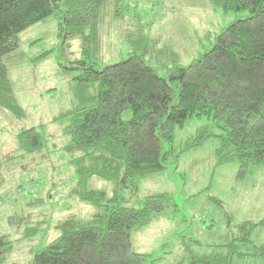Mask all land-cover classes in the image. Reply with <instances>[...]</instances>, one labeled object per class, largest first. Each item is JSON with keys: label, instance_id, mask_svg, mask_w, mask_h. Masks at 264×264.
<instances>
[{"label": "trees", "instance_id": "trees-1", "mask_svg": "<svg viewBox=\"0 0 264 264\" xmlns=\"http://www.w3.org/2000/svg\"><path fill=\"white\" fill-rule=\"evenodd\" d=\"M104 2L0 0V107L15 116L24 113L4 57L19 48V34L55 17L63 50L76 38L83 42V58L72 62V68L81 71L76 77L78 106L55 119L68 124L63 133L69 137L65 149L77 176L74 194L101 211L85 221L75 215L62 221L57 226L61 235L35 255L33 264H154V255L134 250L132 233L149 226L167 208L178 211V205L171 195L160 193L148 197L141 208L127 207L121 191L136 194L137 178L176 165L181 154L213 139L219 142L217 165L237 162L239 179L250 168L264 166V0H211L224 13L241 15L189 64L182 65L172 53L166 74L149 61L154 42L140 31L129 34L133 51L128 58L104 67L92 61ZM115 5L119 16L122 0ZM127 111L130 118L124 117ZM195 118L208 123L177 150V129ZM17 139L20 157L46 146L36 127L19 132ZM95 177L115 182L110 198L89 189ZM259 225L264 226V219ZM242 240L249 248L251 232ZM1 246L0 254L12 248L5 240ZM185 251L176 264H234L238 246L228 248L227 254L193 253L189 247ZM249 255L264 264V246L252 245Z\"/></svg>", "mask_w": 264, "mask_h": 264}, {"label": "rangeland", "instance_id": "rangeland-1", "mask_svg": "<svg viewBox=\"0 0 264 264\" xmlns=\"http://www.w3.org/2000/svg\"><path fill=\"white\" fill-rule=\"evenodd\" d=\"M122 3L117 16L115 0L104 2L91 57L99 67L128 58L133 51L129 34L140 31L154 42L149 61L166 74L172 53L182 65L189 64L241 15L224 13L211 0ZM62 43L58 20L50 17L21 32L19 48L4 57L24 114L17 117L0 107V238L12 244L9 252L0 254V264H33L35 255L61 235L57 226L62 221L71 215L85 221L101 211L74 194L77 176L65 149L69 137L63 133L68 124L55 119L78 106L76 77L81 71L73 69L72 62L83 58L81 38L74 39L67 50ZM130 116L127 111L124 117ZM206 123L195 118L177 129L176 149ZM31 127L39 129L46 146L20 157L17 135ZM218 145L217 140H209L181 154L176 165L137 178L136 194L121 191L122 205L127 207L141 208L148 197L160 193L171 195L178 205V211L167 208L149 226L132 233L134 250L154 255V264H176L186 256L187 247L193 253L227 254L233 245L238 246L234 264L263 263L249 254L252 245L264 246V226L259 225L264 219V166L250 168L239 179L237 162L217 165ZM88 187L108 198L116 190L114 181L96 177ZM245 222L256 226L251 229ZM249 231L253 243L248 248L242 238Z\"/></svg>", "mask_w": 264, "mask_h": 264}, {"label": "crops", "instance_id": "crops-1", "mask_svg": "<svg viewBox=\"0 0 264 264\" xmlns=\"http://www.w3.org/2000/svg\"><path fill=\"white\" fill-rule=\"evenodd\" d=\"M81 201V200H80ZM82 202V201H81Z\"/></svg>", "mask_w": 264, "mask_h": 264}]
</instances>
